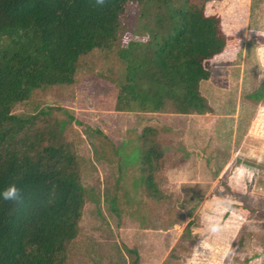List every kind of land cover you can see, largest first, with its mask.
<instances>
[{
    "label": "rangeland",
    "instance_id": "obj_1",
    "mask_svg": "<svg viewBox=\"0 0 264 264\" xmlns=\"http://www.w3.org/2000/svg\"><path fill=\"white\" fill-rule=\"evenodd\" d=\"M204 2L229 37L225 60L200 84L211 113L116 110L125 68L118 49L141 36L139 9L130 4L112 49L82 56L72 84L35 89L14 106L18 116L49 110L64 122L80 162L87 198L66 264H264L262 218L228 207L243 204L264 216V44L255 38L264 35V0ZM237 108L242 132L260 115V130L241 153L237 137H228ZM146 124L160 126L162 200L148 197L139 171L138 136Z\"/></svg>",
    "mask_w": 264,
    "mask_h": 264
},
{
    "label": "trees",
    "instance_id": "obj_2",
    "mask_svg": "<svg viewBox=\"0 0 264 264\" xmlns=\"http://www.w3.org/2000/svg\"><path fill=\"white\" fill-rule=\"evenodd\" d=\"M128 4L139 9L141 36L118 49L125 68L116 110L212 112L200 84L225 60L229 37L204 0H0V191L18 190L16 199L0 198V264L67 263L87 198L78 156L51 111L22 117L12 110L35 89L72 84L82 56L112 49ZM255 38L264 44V35ZM156 135L155 127L142 128L138 165L148 197L162 200ZM228 207L257 211L264 227L259 210Z\"/></svg>",
    "mask_w": 264,
    "mask_h": 264
},
{
    "label": "crops",
    "instance_id": "obj_3",
    "mask_svg": "<svg viewBox=\"0 0 264 264\" xmlns=\"http://www.w3.org/2000/svg\"><path fill=\"white\" fill-rule=\"evenodd\" d=\"M261 51H264V50L261 48ZM256 55H257L258 59H261L262 56H263L262 52L260 54V51H258V48H257V54ZM142 113H145V115H164L165 114V113H162V112H142ZM205 114H208V113H205ZM172 115H176V116H194V115H202V114H176V113H173ZM238 115L239 114H238V108H237L236 111L234 112V114L231 115L232 117H234V128H233L232 132H230V131L228 132V137L233 139L232 143H234V141H235L234 138L237 137L236 140H238V145H239L238 149H237L238 150L237 153H239V152L241 153V152L244 151L243 150V144L246 143V142H250L253 139L252 132L255 131L254 133H256V131L260 130L259 125H258V122L260 120V115L258 113H256L255 116L252 115L250 117V119L248 120V122H247L246 119H244V121L247 122L246 125H248L249 123L251 124V125L249 124L250 127L248 126L249 129L245 128L246 129L245 132H242L243 130L240 131V129H239V123H241L243 121H242V119H240V120L238 119ZM246 116L248 117L247 114H246ZM146 126H153V127H155L157 129L156 139H157L158 143L161 145V148L163 150L164 149L163 148V144L161 143L160 138H159V135H160L159 128H160V126H158L157 124H146L144 127H146ZM183 136L187 137V138L191 137V135L188 136L186 133L183 134ZM254 151H256V150H254ZM163 153H164V150H163ZM193 181H195V180H193Z\"/></svg>",
    "mask_w": 264,
    "mask_h": 264
},
{
    "label": "clouds",
    "instance_id": "obj_4",
    "mask_svg": "<svg viewBox=\"0 0 264 264\" xmlns=\"http://www.w3.org/2000/svg\"><path fill=\"white\" fill-rule=\"evenodd\" d=\"M103 0H97V3H102ZM17 188L14 184L9 185L6 189L0 191V198L11 200L17 198Z\"/></svg>",
    "mask_w": 264,
    "mask_h": 264
}]
</instances>
